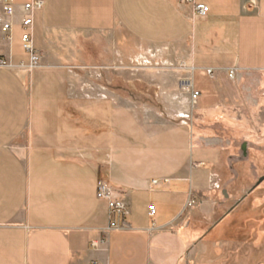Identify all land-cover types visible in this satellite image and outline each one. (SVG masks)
Returning <instances> with one entry per match:
<instances>
[{"label": "crops", "instance_id": "crops-1", "mask_svg": "<svg viewBox=\"0 0 264 264\" xmlns=\"http://www.w3.org/2000/svg\"><path fill=\"white\" fill-rule=\"evenodd\" d=\"M31 1L13 0L0 29V264H228L219 228L240 208L210 226L227 148L194 122L232 110V81L264 74V0H199L210 13L196 21L178 0H40L34 69L20 25ZM117 61L165 63L172 112L121 95ZM99 182L124 196V228L108 229Z\"/></svg>", "mask_w": 264, "mask_h": 264}, {"label": "rangeland", "instance_id": "rangeland-1", "mask_svg": "<svg viewBox=\"0 0 264 264\" xmlns=\"http://www.w3.org/2000/svg\"><path fill=\"white\" fill-rule=\"evenodd\" d=\"M100 62L99 59L97 64ZM101 63L107 64L106 60ZM166 68L165 63L146 64L133 61L128 64L117 61L113 68L114 88L120 94L125 87L131 88V92L125 91L121 95H130L135 99L140 98L149 106L155 107L161 114L171 113L170 105L167 103L170 95L161 93L162 88L160 87V81H169V77L160 78L158 76L160 71H165ZM101 69L108 70L107 67ZM106 80L105 75L99 78L101 84H106ZM178 84L180 88L186 86L187 83L179 82ZM231 88L232 92H230L227 102L232 105V110L214 115L206 123L200 120L194 122L195 130L200 135L210 136L216 140L220 139L222 140L221 145L227 148L221 170L224 181L216 192V197L223 208L220 210L221 213L212 220L210 226L216 223L225 211L230 210L242 198L249 196L250 190L264 176V74L245 75L241 79L232 81ZM186 95L184 94L185 99L188 98ZM180 96L183 95L180 94ZM211 98L213 97L211 96ZM245 143L247 145L246 156L242 150ZM223 190L227 192L228 198L224 197ZM262 203H264V183L260 186L257 195L248 197L243 205V210H241L244 221L252 218L251 221L243 223L241 217H238L239 211L230 222L219 228V231L223 233L226 230V238L221 240L218 245L226 247L227 250L234 247L231 242H228L229 239L226 241L230 232L231 236H240V241L234 243V251L226 252L224 255L220 254L222 263L264 264V211L261 210L257 219L253 213V209L261 206ZM238 226L244 227V233L249 231L251 236L243 240L242 229L235 230ZM211 240L212 245L214 241ZM236 251L239 252L236 253ZM240 257L242 261L234 263L235 258L239 259Z\"/></svg>", "mask_w": 264, "mask_h": 264}, {"label": "built area", "instance_id": "built-area-1", "mask_svg": "<svg viewBox=\"0 0 264 264\" xmlns=\"http://www.w3.org/2000/svg\"><path fill=\"white\" fill-rule=\"evenodd\" d=\"M179 4L188 7L191 10V19L193 21L206 18L210 13V7L199 0H178ZM0 4L3 9V13L0 15V29L3 33L9 34L12 31V27L15 23L17 16V6L13 0H0ZM255 1H252L250 7H255ZM44 9V2L40 0H32L29 4L21 7L22 19L20 25L24 29L22 37V44L24 50L30 55V69H34L40 65L39 53L35 50L33 29L34 18L37 11ZM0 67H11V64L6 61H0ZM212 73V71H210ZM235 71H232L230 77L233 78ZM189 85V83L187 84ZM200 93L194 92L193 99H197ZM159 181H152L151 188L154 189L158 186ZM98 199L106 202L109 208L110 224L109 230L122 229L125 227V220L130 214L129 206L124 199L122 193L113 190L109 185L99 182L98 184ZM195 201L189 203L192 206ZM150 216L154 217L156 214V208L154 205L149 206ZM92 264H99L94 262Z\"/></svg>", "mask_w": 264, "mask_h": 264}, {"label": "flooded vegetation", "instance_id": "flooded-vegetation-1", "mask_svg": "<svg viewBox=\"0 0 264 264\" xmlns=\"http://www.w3.org/2000/svg\"><path fill=\"white\" fill-rule=\"evenodd\" d=\"M264 183V182H263ZM262 183V184H263ZM261 184V185H262ZM257 185V184H256ZM255 185V186H256ZM261 185H259L257 188H255V186L250 190V192L248 193V195L249 196H254V195H257L258 194V191L260 190V186ZM249 196H247V197H244V198H242L239 202H237V204H236V208H240V219H241V221L243 222V213H242V211L241 210H243V205H244V203L248 200V197ZM263 204V205H262ZM261 204V206H257V207H255L254 209H253V213H254V215L256 216V218L255 219H257L258 218V216H259V214L261 213V210L263 211L264 209H262V208H264V203H262ZM235 208V209H236Z\"/></svg>", "mask_w": 264, "mask_h": 264}, {"label": "trees", "instance_id": "trees-1", "mask_svg": "<svg viewBox=\"0 0 264 264\" xmlns=\"http://www.w3.org/2000/svg\"><path fill=\"white\" fill-rule=\"evenodd\" d=\"M262 205H263V204H262ZM262 209H264V208H262ZM263 211H264V210H263ZM259 215H260V214H259ZM254 216H255V215H254ZM251 219H252V218H250V220H247V221H246V220L244 221V219H243V223L245 222V224H246L247 222L251 221ZM243 226H244V225H243ZM239 229H242V238H243V240H244L245 238L251 236V234H250L249 231H248L247 233H244V227L242 228V227H239V226H238L237 229H235V230H238V231H239ZM238 231H237V232H238ZM235 234H236V231H235ZM231 235H232V233L230 232V234L228 235L226 241L229 239L228 242H231V243L233 244V246H235L234 243H235L236 241H237V242L240 241V238H239L240 236L238 237V236L235 235V236H236V237H235V236H231ZM212 239H213V241H216V238H215V237L212 238ZM238 239H239V240H238Z\"/></svg>", "mask_w": 264, "mask_h": 264}, {"label": "water", "instance_id": "water-1", "mask_svg": "<svg viewBox=\"0 0 264 264\" xmlns=\"http://www.w3.org/2000/svg\"><path fill=\"white\" fill-rule=\"evenodd\" d=\"M246 146H247L246 143L242 146V150H243L245 156H246ZM263 182H264V176L261 177V178L259 179V181L257 182V185L255 186V188H257V187H258L259 185H261ZM223 194H224V196H225L226 198H228V194H227L226 191H224Z\"/></svg>", "mask_w": 264, "mask_h": 264}]
</instances>
